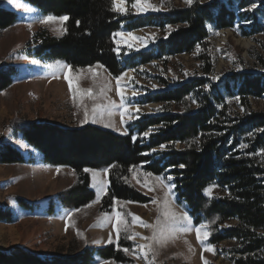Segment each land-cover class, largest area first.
<instances>
[{"label":"trees","instance_id":"obj_1","mask_svg":"<svg viewBox=\"0 0 264 264\" xmlns=\"http://www.w3.org/2000/svg\"><path fill=\"white\" fill-rule=\"evenodd\" d=\"M22 1L44 16L69 17L61 36L37 33L39 43L28 53L29 58L60 61L71 66L72 72L100 66L113 79L129 69L155 63L164 75L156 78V91L138 100V105L154 104L158 110L127 123L125 135L90 124L63 129L24 120L9 123L28 148L40 154L44 164L67 167L74 173V184L57 195V202L69 210L88 206L95 194L84 169H107L108 188L101 199V212L111 208L114 198L147 204L149 199L129 184L131 171L140 167L153 176L172 177L176 204L195 226L207 225V243L214 249L207 264H264V154H260L264 150V105L260 110L252 109V102L264 99V73L243 70L240 62L235 66L237 71L213 78L209 42L211 30H230L243 38L263 34L264 3L192 0L189 5L184 0L182 4L166 0L165 11L122 17L111 10V0ZM17 21L15 13L0 8V30ZM122 29H151L158 35L147 50L132 53L122 61L115 42V34ZM195 52L199 76L190 75L185 80L165 77L174 58ZM247 54L264 67L262 56L254 48ZM17 76L16 67L1 68L0 92L8 89ZM235 96L241 113L230 111L226 103L227 97ZM155 149L161 150L152 154ZM31 163V157L14 147L0 146V165ZM210 186L223 195L206 197L205 190ZM17 204L25 211L36 207L20 199ZM14 221L11 211L0 208V222ZM134 246L119 238L117 246L85 247L73 255L50 259L16 246L8 253L0 252V264H94L95 258L133 264L123 249L132 252Z\"/></svg>","mask_w":264,"mask_h":264},{"label":"rangeland","instance_id":"obj_2","mask_svg":"<svg viewBox=\"0 0 264 264\" xmlns=\"http://www.w3.org/2000/svg\"><path fill=\"white\" fill-rule=\"evenodd\" d=\"M166 0H150L152 5L165 11ZM207 3L209 0H200ZM264 3V0H254ZM135 0H128L126 12H116L124 17L128 13L135 16H143L150 12L138 13L132 7ZM176 4H182L183 0H174ZM22 5V6H18ZM0 8L15 13L18 21L6 30H0V69L14 66L18 69V76L13 84L3 92H0V146L9 145L20 151L25 157H31L33 163L18 165H0V208L12 212L15 221L10 224L0 222V252L8 253L12 248L19 246L43 259L52 257H64L80 252L85 247L100 248L109 245H118L116 232L112 225L115 223L116 213H120L127 221L129 233H138L135 240L126 238L128 233L121 231L120 237L134 243L133 252L126 255L133 260V264H146V260L138 250V246L147 243L141 237L149 236L150 230L132 223V217H139L143 222L152 224L157 219L158 204L164 199V188L156 180L157 176L148 175L140 167L131 171L129 177L130 186L141 195L147 197L149 202L144 205L133 203H119L116 201L105 212L100 211L101 199L108 188L107 174L104 170L87 172L90 180V189L95 194V200L80 210H69L62 207L56 200L57 195L71 187L76 177L67 167H54L43 163L39 153L28 148L21 137L15 134L9 123L12 120H24L28 122L47 123L63 129H75L90 124L100 129L109 130L118 135H125L127 123H133L143 115L156 113L159 106L138 105L140 97L149 92L156 91V78L162 77L161 67L155 63L129 69L122 76L120 85L123 88L125 107L132 114V118L125 117V123H121L119 107L121 97L117 95V79H113L102 67H90L75 72H70L74 80V87L81 91L92 90L94 98L85 97L74 103L69 91V85L65 80V69L56 67V62H45L35 58H29L38 42L37 33L45 32L50 36H61L58 31L63 27L58 23L45 24L40 20L45 17L29 4L22 0H0ZM27 8L34 9L32 12ZM123 36H116L117 54L123 61L132 53L147 50L151 41L157 36V32L151 29L128 31L122 29ZM128 33L132 37L129 39ZM209 42L212 49L214 76L227 71H237L242 62L243 70L256 73H264V67L255 64L247 52L254 48L255 52L262 56L264 61V33L253 38H243L230 30H211ZM197 53L182 55L174 58L167 68L165 77L169 80L179 78L185 80L190 75H200V64L196 61ZM64 64V63H63ZM92 69V72L89 71ZM93 72L97 76H93ZM164 76V75H163ZM135 92V95H133ZM109 101L116 107L111 108V115L107 108L103 119L99 116L93 122L91 110L94 106H107ZM229 110L241 113L238 98H226ZM264 99L254 103L252 109L263 108ZM90 113L87 123H83L84 110ZM139 109V112L136 109ZM105 124H110L105 127ZM162 149V148H161ZM161 149H155L151 153H157ZM264 159V155H262ZM59 170V171H58ZM92 172H96L97 182H104V192L97 200V189L100 184L93 186ZM162 178V177H160ZM163 182L172 185V179L163 178ZM147 184V187L143 186ZM152 190H149V189ZM211 189L210 194L206 190ZM205 190L208 198L223 195L215 186ZM17 199L33 204L36 207L32 211H25L18 207ZM171 209L176 213L186 212L176 204L172 188ZM153 200L157 203L154 204ZM53 205V206H52ZM49 207L52 212L48 211ZM69 213L71 214L69 218ZM187 215V214H186ZM105 216L108 218L105 219ZM188 216V215H187ZM189 217V216H188ZM163 220V216H161ZM67 221V227H66ZM177 229H190L186 232L178 231L175 238L169 240L162 247H155V257L150 254L148 260L153 264H204L211 261L213 252L204 251L196 238L195 226L189 217V222H180ZM78 233L80 235H78ZM111 236L112 243H109ZM205 245L209 246L207 240ZM191 248V251H189ZM203 256V260L201 259ZM94 264H113L95 258Z\"/></svg>","mask_w":264,"mask_h":264},{"label":"snow or ice","instance_id":"obj_3","mask_svg":"<svg viewBox=\"0 0 264 264\" xmlns=\"http://www.w3.org/2000/svg\"><path fill=\"white\" fill-rule=\"evenodd\" d=\"M128 0H111V4H112V11L115 12H120V13H125L126 12V4H127ZM184 2L186 4H191L192 0H184ZM18 6H22L19 5ZM132 7L135 8L137 10L138 13L140 12H148V11H159V7L152 5L150 3V0H135L134 3H132ZM253 7H255V5H253ZM26 11L28 12H32L34 11V9L31 8H27ZM69 19L68 16H52V15H48L43 17L40 22L41 23H45V24H52V23H58L61 26L64 25V23ZM79 23V22H77ZM58 31L60 32V34H64V32L66 31V29H64L63 27L59 28ZM116 36H123L124 33H116ZM129 39H137L139 40V38H134L132 37L131 33L127 34ZM56 67L65 69V80L67 81L68 85H69V91L71 93V98L73 100L74 103L78 102L79 100H83L85 97L88 98H94L93 92L91 89L87 90V91H81L78 88L74 87V80L72 78V76L69 74L71 72V66L63 64L60 61L56 62ZM99 67V66H97ZM90 72H92V69H89ZM98 74L93 72V76H97ZM123 79V77H118L117 78V95H119L121 97V102L119 104V107L122 109V111L120 112V116H121V123H125V117L128 118H132V114L130 112L127 111L126 107H125V103H124V96H123V88L120 85V80ZM133 95H135V92H133ZM116 107V105L109 101V104L107 106L104 105H97L94 106L91 110V117L93 122H96V118L97 116H99L101 119H103V114L105 112V109L107 108L108 110V114L111 115V108ZM137 112H139V109H136ZM89 116L90 113L87 110V108H85L84 110V120L83 123H87L89 120ZM110 124H105V127H109ZM133 139L135 140L136 138L133 137ZM163 147V146H162ZM242 147H246V145H242ZM260 154H264V150H262V152ZM181 167H183V165H181ZM59 171V170H58ZM85 172H89V169H84ZM105 174H107V169L104 170ZM131 171V170H130ZM97 173L96 172H92V180H93V186H96L97 183L100 184V187L97 189V200L99 199V196L102 192H104V187H105V183L104 182H97ZM151 175V174H148ZM168 180H171L172 177H167ZM156 180L162 185V187L164 188V199L161 203L158 204V213L159 215L157 216V219L155 220L154 223L149 224V223H145L143 222L139 217L133 216L132 217V223L136 224L140 227H143L145 229L150 230V235L149 236H144L141 237V239L145 240L147 243L145 244H141L138 246V250L140 251L141 255L144 256L145 260H146V264H153V261L148 260V256L151 254L153 256V259L155 257V251L154 248L159 246L162 247L164 246L169 240L174 239L177 232H186L189 231L190 229L187 228H180L177 229L176 225H178L180 222H189V217L186 214L183 213H176L175 211H173L171 209V200L169 199V197L172 195V188L174 187V185L171 184H167L163 182V178L157 177ZM145 187H147V184L143 185ZM149 190H152L151 188ZM211 189L206 190V194H210ZM114 202L115 198H114ZM119 203H125V202H119ZM153 203L156 204L157 201L153 200ZM71 214L69 213V218H70ZM161 216H163V220L161 219ZM108 217L105 216V219H107ZM115 223L112 225L113 230L116 232V236L117 239H119L121 231H124L125 233H128L126 235V238L129 240H135L136 237L139 235L138 233H129V229H128V224L127 221L122 218L120 213H116L115 217H114ZM66 227H67V221H66ZM207 225L201 224L200 227L195 229L196 232V238L198 243L201 244L202 248L204 251L207 252H213L214 249L211 246H206L205 245V241L208 239L209 233L206 231ZM78 235H80L78 233ZM109 243H112V239L111 236H109ZM123 251L127 254L130 250L128 248L123 249ZM135 250H133L134 252ZM189 251H191V248H189ZM201 259L203 260V256H201ZM204 264H207L206 261H204Z\"/></svg>","mask_w":264,"mask_h":264},{"label":"crops","instance_id":"obj_4","mask_svg":"<svg viewBox=\"0 0 264 264\" xmlns=\"http://www.w3.org/2000/svg\"><path fill=\"white\" fill-rule=\"evenodd\" d=\"M93 67H95V66H93ZM92 126H94V125H92ZM95 127H97V126H95ZM99 128V127H98Z\"/></svg>","mask_w":264,"mask_h":264}]
</instances>
